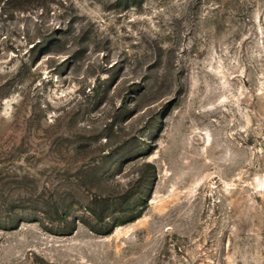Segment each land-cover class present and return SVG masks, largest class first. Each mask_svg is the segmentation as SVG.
<instances>
[{
    "label": "rangeland",
    "instance_id": "rangeland-1",
    "mask_svg": "<svg viewBox=\"0 0 264 264\" xmlns=\"http://www.w3.org/2000/svg\"><path fill=\"white\" fill-rule=\"evenodd\" d=\"M0 264H264V0H0Z\"/></svg>",
    "mask_w": 264,
    "mask_h": 264
},
{
    "label": "trees",
    "instance_id": "trees-1",
    "mask_svg": "<svg viewBox=\"0 0 264 264\" xmlns=\"http://www.w3.org/2000/svg\"><path fill=\"white\" fill-rule=\"evenodd\" d=\"M146 204L142 207L145 208ZM139 205H134V206H130L127 205V209L126 212L124 214V216L120 217L117 221H115L114 225L112 226V228L110 229V231H113V229H115L118 226H122L128 223H132L134 221H136L137 219L140 218V216L142 215L141 210L143 209H139ZM55 214H57L58 217L62 218V219H67V217H69L70 212H65L63 215H60L59 209L57 207H55L54 210ZM90 212L92 213V215L94 217H96V219L103 221L102 219V215L101 213H99L96 210H90Z\"/></svg>",
    "mask_w": 264,
    "mask_h": 264
}]
</instances>
